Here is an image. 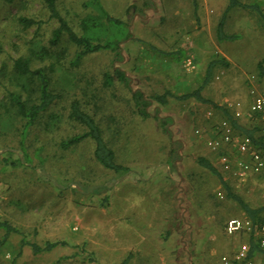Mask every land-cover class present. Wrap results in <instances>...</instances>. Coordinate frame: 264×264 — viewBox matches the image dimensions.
<instances>
[{
  "label": "rangeland",
  "instance_id": "obj_1",
  "mask_svg": "<svg viewBox=\"0 0 264 264\" xmlns=\"http://www.w3.org/2000/svg\"><path fill=\"white\" fill-rule=\"evenodd\" d=\"M98 1L127 26L130 37L121 39V59L101 52L73 67L75 48L66 38L50 45L57 23L40 0H0V219L20 233L2 241L0 230V264H122L129 243L136 247L130 264H150L135 261L148 224L154 236L160 229L166 235L165 228L175 232L170 245L178 250L177 262L165 264H220V256L232 247L224 226L244 213L225 197L217 176L196 160L218 165L206 142L219 137L222 123H227L224 111L241 125L250 123L243 114L253 94L264 91V77H258V65L264 66L261 18L248 10H230L224 31L236 39L218 42L216 28L228 0ZM239 1L256 5L264 15V0ZM86 2L56 0L58 13L77 34L80 20L94 12ZM19 18L39 24L24 28ZM19 58L28 60L33 70L57 64L52 82L62 96L25 130L7 98L9 92L25 96L22 86L27 82L13 70ZM213 58H224L229 66L216 68L202 90L209 103L177 99L201 85ZM115 68L145 98L166 91L173 97L164 106L150 99L144 119L129 88L117 82L103 85L104 75ZM73 98L94 115L126 172L100 167L89 141L60 149L61 140L81 133L67 120ZM223 178L249 207L264 205V178L252 175L239 181L230 173ZM22 239L39 246L64 245L41 254L24 247L16 256Z\"/></svg>",
  "mask_w": 264,
  "mask_h": 264
},
{
  "label": "trees",
  "instance_id": "obj_2",
  "mask_svg": "<svg viewBox=\"0 0 264 264\" xmlns=\"http://www.w3.org/2000/svg\"><path fill=\"white\" fill-rule=\"evenodd\" d=\"M5 3H11L13 0H3ZM48 12L49 18L57 23V28L52 32L50 39L51 46H57L63 38H66L67 42L75 48L74 57L70 63L73 67L80 65L84 58L92 54L106 52L113 54L121 59L120 44L122 40H126L130 37V34L126 31L125 24L121 20L111 17L101 6L98 0H87L84 4L86 8L90 7L94 11L87 14L80 20V34L74 32L68 25L67 21L63 19L57 11L56 0H40ZM235 8L248 10L256 13L261 18V22L264 26V15L259 11L256 5L242 4L239 0H228L227 7L222 14L217 28H216V40L218 42L234 41L236 36L227 35L224 31V25L227 13ZM18 22L24 28L31 26H38V22L28 18H19ZM108 26L114 31L108 34ZM114 35V36H113ZM122 39V40H121ZM46 51L43 50V53ZM42 59V58H41ZM57 64L60 60L59 56L55 57ZM57 64L51 63L49 68H37L31 69L30 62L25 59H17L13 62L14 73L21 79H25L27 85L22 86V91L25 92L23 96L20 92L7 93L8 102L11 105L17 118L23 121V129L32 127L36 121L40 118L47 109L50 108L55 102L62 98L61 94L54 89L52 82V70L56 68ZM56 65V66H54ZM229 66L228 61L224 58H213L207 65L204 72L201 85L188 92L177 99L186 101L194 99L201 103H209L202 96V90L210 83L213 73L216 68ZM258 77H264V66L258 65ZM103 85L110 87L117 82L129 88L130 99L136 109L138 115L142 118H148L147 108L151 105V100L157 104L164 106L167 104L168 97H173L169 92H164L163 95H156L147 99L140 91H132L128 85L129 80L124 73L115 68L111 74H105L103 77ZM217 107L216 105H213ZM227 118V123L231 126L234 132L241 136H245L255 145H261V141L258 138V126L254 123L241 125L235 116L224 111ZM67 120L80 128L81 133L73 135L70 138L61 140L59 147L62 150H68L81 143L89 141L93 145L92 157L93 160L103 169L114 172L115 174H123L127 168L121 166L116 162L115 154L111 146L104 139L103 131L99 124L96 122L93 114H90L83 106L82 102L78 98L70 100L67 108ZM222 152H216L219 156ZM218 158V157H217ZM196 164L216 175L225 191V197L235 202L239 208L243 211L244 217L251 220L253 223L264 222V205L259 208H251L245 204L242 199L234 194L231 188L227 185L223 178V172L219 165L214 166L212 162L206 158L199 157L196 160ZM219 169V170H218ZM260 178H264V174H258ZM264 197V196H263ZM0 230L4 232L2 241H5L12 234H20L19 231L13 227L9 222L0 219ZM2 242H0L1 244ZM64 245L62 242H45L42 246L35 243L25 242L23 239L19 243V249L16 256H20L24 247H29L33 254H41L50 252L58 246ZM254 248V246H253ZM122 264H128V260H124Z\"/></svg>",
  "mask_w": 264,
  "mask_h": 264
},
{
  "label": "built area",
  "instance_id": "obj_3",
  "mask_svg": "<svg viewBox=\"0 0 264 264\" xmlns=\"http://www.w3.org/2000/svg\"><path fill=\"white\" fill-rule=\"evenodd\" d=\"M243 118L257 124L261 145H255L249 138L234 132L225 122L220 127L219 137L206 142L212 151L222 152L217 158L221 170L239 181L264 174V91L253 94ZM224 233L232 239V247L220 256V264H264V222L253 223L245 217L232 218L226 222Z\"/></svg>",
  "mask_w": 264,
  "mask_h": 264
},
{
  "label": "crops",
  "instance_id": "obj_4",
  "mask_svg": "<svg viewBox=\"0 0 264 264\" xmlns=\"http://www.w3.org/2000/svg\"><path fill=\"white\" fill-rule=\"evenodd\" d=\"M153 211L155 212L156 210H153ZM146 228L148 229L144 233H142V238H141L144 244L139 243V245L137 246L138 254H137V260L135 259V261L145 262V263L149 262L150 264H165L166 262H170V263L177 262V251L178 250L172 249V246L170 245L174 241L173 236H175L174 235L175 232L170 233V231H168V229L165 228L164 231L166 235L163 236L162 229H160L159 232L154 236L150 234L148 231L149 228H151V225L148 224ZM165 236H168V237H165ZM230 240L232 241L231 238ZM134 246L135 244L134 245L131 244L130 246V243L127 245L128 254H127V257L124 258V260L127 259L128 264L133 262L131 252L134 251V249L136 248Z\"/></svg>",
  "mask_w": 264,
  "mask_h": 264
}]
</instances>
